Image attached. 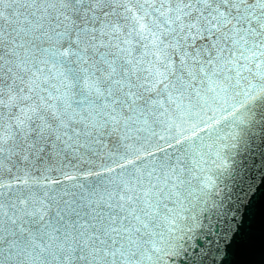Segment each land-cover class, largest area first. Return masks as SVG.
Listing matches in <instances>:
<instances>
[{
  "label": "snow or ice",
  "instance_id": "obj_1",
  "mask_svg": "<svg viewBox=\"0 0 264 264\" xmlns=\"http://www.w3.org/2000/svg\"><path fill=\"white\" fill-rule=\"evenodd\" d=\"M258 102L264 0H0V264H191Z\"/></svg>",
  "mask_w": 264,
  "mask_h": 264
},
{
  "label": "water",
  "instance_id": "obj_2",
  "mask_svg": "<svg viewBox=\"0 0 264 264\" xmlns=\"http://www.w3.org/2000/svg\"><path fill=\"white\" fill-rule=\"evenodd\" d=\"M249 112L255 118L247 126H238L245 163L238 185L246 187L252 183L250 177H255L260 192L246 200L243 207L237 205L240 211L236 223L231 215L221 213L219 231L213 227L211 235L201 237L199 251L190 253L191 264H264V102L250 107Z\"/></svg>",
  "mask_w": 264,
  "mask_h": 264
}]
</instances>
